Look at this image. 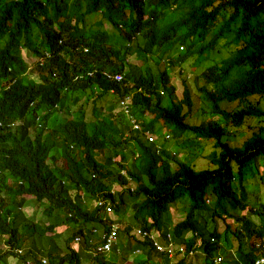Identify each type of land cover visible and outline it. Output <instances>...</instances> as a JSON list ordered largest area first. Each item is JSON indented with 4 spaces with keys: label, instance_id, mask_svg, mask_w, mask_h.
I'll return each mask as SVG.
<instances>
[{
    "label": "trees",
    "instance_id": "16d2710c",
    "mask_svg": "<svg viewBox=\"0 0 264 264\" xmlns=\"http://www.w3.org/2000/svg\"><path fill=\"white\" fill-rule=\"evenodd\" d=\"M49 2L53 3L52 14L44 17L45 6L39 0H0V85L7 82L8 66L15 73L22 68L18 50L22 38L30 47L32 40H36L55 48L51 58L38 68L40 72L45 70L40 75V83L17 80L3 90L0 119L18 121L17 116L26 111L31 99L54 102L60 99L63 88L73 92L79 87L91 86L97 77L86 79L88 76L84 75L78 81L72 80L81 72L77 70L80 63L87 69L103 70L110 66L122 70L124 62L139 59L141 62L134 63L125 75L132 84L127 80L122 83L99 80V83L104 88L114 87L119 97L127 89L133 92L137 111L147 110L151 114L143 123L144 129L155 132L161 121L177 139L185 131H192L196 138L213 139L216 151L209 155L213 167L194 169L164 148L160 149L161 155H156L154 144L147 143L140 133H131L127 138L122 133L127 127L120 133L112 124H93L84 119L54 127L51 135L63 137L64 158L60 163L49 165L45 161L46 146L39 139L34 143L29 136V124H19L14 129L0 127V168L4 170L0 176V236L6 235L10 246L24 245L36 255L46 253L49 264H111L104 262L102 254L92 256L87 245L74 251L69 249V243L77 234L85 237L80 224L87 229L101 224L95 211L84 205L81 192L90 201L106 187L109 176L116 170L110 158L120 155L126 160L128 156L120 149L125 145L140 152L141 168L139 177L133 175L137 177L133 180L134 189H124L115 206L119 222L129 212L137 226L148 230H164L171 224L178 243L185 244L186 250L195 246L212 258L209 264H215L213 259L221 248L219 243H227L226 247L232 248V239H238L234 255L224 247L225 258L220 264H252L259 252L254 239L264 238V226L258 227L249 216L264 217V202L246 209L250 202L246 180L251 181L253 177L243 178L247 168L264 162V125L247 126L250 135L241 144L234 145L223 140L226 132L217 121L201 125L188 123L186 113L194 110V95L186 85L178 97L168 67H161L157 60L165 58L173 45L184 43L186 50L178 60L194 58L205 66L200 73L204 84L199 90L211 114H220L225 124L234 128L241 127L250 117L264 121L260 100L264 101V0ZM37 6L43 11L38 13ZM97 13L101 17L92 21L98 24L93 29L87 21ZM104 22L117 34L108 33ZM139 37L142 45L138 43ZM83 47L88 49L85 55L75 52ZM107 90L103 89L99 96L103 97ZM161 90L166 97L159 94ZM255 98L259 99L254 101ZM220 102L236 105L230 109L221 107ZM68 143L76 145L74 155L68 150ZM99 153L105 157V164L97 160ZM4 175H10V184ZM235 176L239 183H230ZM233 187H238V194ZM70 189H76L74 198ZM32 195L42 211L35 220L18 221L26 197ZM177 204L182 214L178 215L182 217L174 221L176 212L170 209ZM232 206L250 212L248 215L239 212L234 225L240 232L226 222V217L236 216L230 215ZM14 208L19 212L10 213ZM46 219H53V223L45 224ZM57 227H61L60 231ZM123 230L129 232L130 225H124ZM189 232L195 233V238L186 237ZM203 261V255L198 252L180 258L176 264H204Z\"/></svg>",
    "mask_w": 264,
    "mask_h": 264
},
{
    "label": "clouds",
    "instance_id": "9594fccd",
    "mask_svg": "<svg viewBox=\"0 0 264 264\" xmlns=\"http://www.w3.org/2000/svg\"><path fill=\"white\" fill-rule=\"evenodd\" d=\"M39 1L43 6H45L46 14L42 16L49 17L52 14L53 3L49 2V0H39ZM36 10L38 13L43 11L40 8V6H37ZM100 17H101L100 13L89 16L87 24L92 26L93 29L97 28L98 24H93L92 21L98 20L100 19ZM103 26L105 29H107L108 33L117 34V31L112 26H110L108 22H104ZM109 30H111V32H109ZM35 42L37 43V47L34 45ZM138 43L139 45H142V39L140 37L138 38ZM22 48L26 49L28 54H33V58L35 59V62L33 64L31 65L27 63L25 64L24 59L21 55ZM184 49L186 50V45L184 43L175 44L173 45V47L170 48L165 58L157 60L160 63L161 67H164V65L168 67V75L170 79H171V75L169 71L170 67L172 65L173 66L180 65V63L184 62L178 60V57L183 53ZM18 50L22 62V68L17 73H15L12 67L10 66L6 68L7 82H5L3 85H0V95L4 93L3 90L9 89V87L12 84H14L17 80H25V81L40 83L42 81L40 75L42 74L44 75L45 70L40 72L38 68L44 66L46 61L51 58L55 48L51 45H47L46 43L44 44H42V42L39 43L36 40H32L30 47L28 41L22 38L18 46ZM87 50L88 49L86 47H83L81 48V51H75V52H79V54L85 55ZM152 56L155 59L157 58L153 54ZM131 62L130 61L124 62V66L122 70H118L110 66H106V68L103 70H100L99 68L96 67L87 69L84 64L80 63L77 65V70H80L81 72L75 75L72 80L78 81L84 75L88 76L86 79L97 77L91 82V86L86 85L84 87H79L77 88L76 91L73 92L67 91L66 88H63L61 91L60 99L54 102H49V101L44 102L40 98L31 99L27 103L26 111L22 115L17 116L19 117L18 121L5 122L2 119H0V127H9L11 129H14L19 124L20 126L21 124H25V123L29 124L28 126L29 136L32 139H34V143L36 142L37 139H39L40 142H42L46 146L45 161L49 165H52L55 162L60 163L61 158H64L61 153L63 137L61 135H54V136L51 135L55 126H52L48 122V119L51 118L54 123H57L58 117L63 114L68 116V114L74 111H79V112L86 111L88 107L90 110L93 107H96L98 103H103L102 105L105 106L108 105V106H106V108H99L95 110L94 112L96 116L95 123L104 122V125L106 126H110L112 124L115 126L116 131L119 130L120 133L124 127H127L129 129L122 131L124 137L128 138L129 134L138 132L140 133V135L144 137L147 143L149 144L153 143L154 146L158 147L159 149L164 148L163 144L165 142L173 139L174 144L177 147H175L172 150L171 149L169 150L172 152V155H176L177 158L180 159L177 154L182 152V150H185V148H183V146L185 145L184 142H180V139L175 138L174 135L169 133L168 131H164L162 133L161 127H159L160 132H158L157 134H155L153 131L144 129L143 123L148 121V119L151 117L150 112L147 110L143 112L140 111L133 112V111H127L121 109L118 106V103L119 104L123 103L124 99L115 94L113 89L114 87L109 86L107 88H104L99 83V80H103V81L108 80L114 83H120V82L122 83L123 81H126L127 79H125V75L128 73L130 67L133 66L134 63L141 61L139 59H134ZM30 73H34V75L31 77ZM127 81L129 84H132L131 82H129V80ZM103 89H108L107 93L103 97H100L99 95ZM80 91L85 92L87 94L84 95L83 97H77L76 93ZM159 94L163 96L164 92L161 90L159 91ZM113 96H116V98H113ZM131 96H133L132 91H131ZM192 99L193 101H195V95L192 97ZM81 100H84V102H81ZM112 100H113V104H111ZM204 102L208 107L207 101L205 99ZM208 108L210 109V107ZM191 113H186V117ZM0 117L2 118L1 115ZM125 120L127 121L128 124L125 122ZM158 124L164 126L166 123H162L160 121ZM201 124H206V123L201 122L200 125ZM121 138L124 139L123 136H121ZM152 138L154 140H151ZM206 140H212L214 144L213 139H206ZM120 149L122 153L123 154L126 153L128 157L126 158V160H123V158H121L120 155H112L110 161L115 164L116 170L115 173L109 176L108 182L113 178H116L118 175L119 176L121 175L122 170L125 169V167H121V165L134 167L136 166V164H134L135 161L136 162L140 161L141 158L140 152L138 150L134 152L132 146L121 145ZM68 150L71 152V155H74L76 152V145H74L73 143H68ZM211 153L212 152L210 151L207 156L209 157ZM198 156L199 155H197V157ZM97 160L105 164V157L100 153L97 155ZM0 162H2L1 157H0ZM3 172H4L3 168H0V176L1 174H3ZM83 175L85 177L88 176L85 175V173H83ZM4 176L7 182L10 184L12 182L10 175H4ZM91 177L94 178L95 174L92 173ZM124 189L133 190L134 183L127 181L116 192L114 199H112V197L101 198L99 193H97L94 198L88 201V199L85 196V193L81 192L80 198L83 200L84 205H87L88 210L93 212L95 211L96 216L99 218L101 224L94 227L90 226L88 229L86 228L85 225L80 224L79 227L83 228L86 239L84 236L80 234L75 235L69 243V249L77 251L80 247L87 245L89 247V252L92 256L102 254L105 256L104 262H108L111 264L113 263L125 264L126 262H128V259H131L128 264H134L132 262L140 263V261L142 260L151 261L152 264H163L160 258H163L164 264H168L170 260H176L177 263V261L180 258L183 259L192 256L194 254H197L199 252V254L203 255V259L205 260L203 261V263L209 264L210 259L212 258L196 250L197 248L195 249V246L191 247L189 250H186L185 244L178 243L179 241H177L173 235L171 224L167 227V229L164 230H157V229L148 230L146 228L137 226L134 223V221H132V223L129 224L130 225L129 232L124 231L123 230L124 227L122 228V224L123 226L125 225L124 222L122 221L119 222L118 218L117 220L115 218L111 219V215L115 214V206L118 203L120 194ZM75 190L76 189H70L71 196L73 198L75 196L74 194ZM2 197H4V194H2ZM29 198L30 200H32V202L36 207V209L33 211L35 217L34 219H31V220H35V218L38 217V215L42 211V206L39 205L38 203L39 201L33 195L27 196L26 201ZM90 203H91V208L89 209L88 206ZM22 208L20 209L21 213L23 211ZM107 216H109V218ZM8 218L11 219L10 217ZM46 220H43L45 224H46L45 222ZM105 227H107V230H105ZM111 230H114V238L108 241V235L111 232ZM138 230L144 231L145 234L139 232ZM98 231H100L99 235H95V233ZM125 233H128L132 237L126 239ZM119 234L124 236L125 240L120 239ZM195 235H196L195 233L189 232L187 233L186 237L195 238ZM1 236H4V240L0 242L1 245L0 249L2 250L0 256L6 255V253H12L13 255H7V256H14L18 260H21L22 264H37V263L49 264L47 259L48 256L46 253L43 252L36 255L35 252L33 251H27L26 250L27 247H25L24 245L10 246V244L6 242L7 236L6 235H1ZM154 241H156L162 247H167L169 244L173 249V254L169 256L168 252L165 249L158 250L153 245ZM254 242L259 252L258 255L254 258L252 264H264V262L259 261V259L264 258V238L254 239ZM219 244L221 248L219 249L217 255L214 256L213 259L215 264L217 263L220 264L221 261L224 260L225 258L224 247H222L221 243ZM225 249L226 252L229 251L232 255H234V251L236 250L227 247H225ZM153 257H156V261H154ZM95 263L98 264L97 262Z\"/></svg>",
    "mask_w": 264,
    "mask_h": 264
},
{
    "label": "rangeland",
    "instance_id": "374dc122",
    "mask_svg": "<svg viewBox=\"0 0 264 264\" xmlns=\"http://www.w3.org/2000/svg\"><path fill=\"white\" fill-rule=\"evenodd\" d=\"M109 32H111V30H109ZM34 45L37 47V43L35 42ZM21 55L24 59L25 64H33L35 62V59L33 58V54H28L27 50L22 48L21 49ZM205 66L203 64H198L197 60L194 58H189L187 60H185L183 63H180V65H172L169 69L170 71V75H171V83L175 86L176 89V95L178 97H180L181 95V91L183 89L184 86H188L191 94L195 95V105H194V111L189 114L186 117L187 122H189L192 125H200V123H208V122H212V121H217L219 123V125L225 130L226 135L223 136V140H226L228 142H230L231 144L237 145V144H241L249 135V131L246 130L247 126L251 125L254 126L255 128L258 125H264V121H260L256 118H246L244 121V124L239 127V128H233L231 125H226L225 122L222 120V117L220 114H211L210 113V109L206 106L204 99L202 98H198L200 97V90L199 88L204 84V79L202 77H200V73L202 71H204ZM34 75V73H30V76L32 77ZM36 78V77H35ZM125 86L127 88H129L128 85L125 84ZM87 93L85 92H77L76 95L77 97H83L84 95H86ZM126 95V97H125ZM166 97V94H163V97ZM124 99L123 103H118V106L123 109V110H127V111H133V112H137L136 107L134 106L133 103V97L131 96V92L130 90H126L123 96H120ZM113 98H116V96H113ZM119 98V97H118ZM259 98H255L254 101L258 100ZM261 100V106L264 107V101L262 99ZM81 102H84V100H81ZM89 103V102H88ZM103 103H98L96 107H93L92 109L89 110V107L87 108L86 111H74L71 112L70 114H68V116L66 115H61L58 117V121L57 123H54L53 120L51 118L48 119V122L52 125V126H64L65 124H67L68 122H72L73 120H81L84 119L90 123L95 124V110L99 109V108H106V106L108 105H102ZM113 104V100L112 103ZM236 103H225V102H220V106L221 107H225V108H230L235 106ZM231 109V108H230ZM184 110H186V107H184ZM162 128V133L164 131H168L169 133L173 134L172 131L168 128V126L165 124L164 126H161ZM156 131L154 132L155 134H157L159 131L158 126L156 125ZM151 140H154L153 138ZM180 142H184L186 145L185 150H182V152L178 153V157L184 161L185 163L192 165V167L194 169H202V168H208V167H213V165L209 162V157L207 156L209 154V152L211 151H216V149L213 147V141L212 140H206L204 138H196V136L193 135V132L191 131H187L184 132L183 135L180 137ZM164 149L169 150V149H174L175 147H177L174 144V140L171 139L170 141H167L163 144ZM154 151L156 153V155H161V151L158 147L154 148ZM183 153V155H182ZM197 155H199L197 157ZM136 166L130 168L129 170L127 169H123L120 175V178H113L112 180H110L108 182V184L106 185V187L101 190L99 192V195L101 198H109L111 197L110 195H112L113 197L116 195V192L127 182H133V180L137 177H139V168H141L140 165V161H135ZM257 167H255L254 165L252 167H249L245 170V176H244V180L250 175L253 178L251 179V181L253 180L254 182H251L249 180L247 181V186H246V194H248L249 196H247V200H249V204L246 207V209H249L252 207H258L259 203H263L264 202V162L263 161H259L257 162ZM234 175L237 174V170L234 169L233 172ZM137 177H135V176ZM247 178V179H248ZM250 179V178H249ZM243 180V181H244ZM230 183L232 184H237L239 183L237 180V177L235 176ZM238 186V185H237ZM239 187V186H238ZM238 187H233V190L238 194L239 193V189ZM236 194V195H237ZM88 208H91V203L89 204ZM23 211L22 213L19 215V217L17 218V220H22L23 218H27V219H34L35 215L33 214V211L36 209L34 203L32 202V200H30V198L25 202L24 206H23ZM174 212H176V214L174 215V221H176L178 218L180 219L181 217H179V215H182L180 213L178 204L177 206H173L170 210H172ZM231 210L233 211V213H231L230 215H235L236 216H231V217H226V222L234 225L237 224L236 222V218L239 217V212H241V209H237L236 207L232 206ZM19 209L18 208H14L13 210H11L10 213H16L18 212ZM130 211L129 207L127 208V212ZM242 214H246L248 215L250 212H248L247 210H243L241 212ZM179 214V215H178ZM109 218V216H107ZM250 219L255 222V224L258 227L264 226V217L263 216H249ZM116 219L117 220V216L115 214L111 215V219ZM120 221L124 222L125 226L129 225L130 223H132V218L129 214V212L127 213V215L125 214L123 216L122 219H120ZM22 222V221H21ZM46 223H53V219L51 220H46ZM120 225V223H119ZM235 226V225H234ZM123 224H122V228H123ZM220 228L222 230L223 225H220ZM61 227H57V230L60 231ZM235 231H238V227L235 226ZM22 232H27L29 234V230L27 229H21ZM100 231L96 232L95 235H99ZM239 236L242 238L243 235L239 234ZM130 237H132L131 235H129L128 233H125V238L129 239ZM119 238L122 240L124 239V236H122L121 234H119ZM4 240V236H0V242H2ZM233 242V247L232 249L235 250V246L236 244H238L239 240H235L232 239ZM227 243H223L222 242V247H226ZM0 251L2 252V250L0 249ZM164 264L163 258H160ZM165 260V259H164ZM134 264H152L151 261H146V260H142L140 261V263L138 262H132ZM176 260H170V262L168 264H175Z\"/></svg>",
    "mask_w": 264,
    "mask_h": 264
},
{
    "label": "built area",
    "instance_id": "2783aa9c",
    "mask_svg": "<svg viewBox=\"0 0 264 264\" xmlns=\"http://www.w3.org/2000/svg\"><path fill=\"white\" fill-rule=\"evenodd\" d=\"M107 209H109V208H107ZM138 231L141 232V233H143V234H145L144 231H141V230H138ZM113 238H114V230H111V232H110L109 235H108V241L112 240ZM151 238H152V236H151ZM153 245H154L158 250H163V249H165V250L168 252L169 256H171V255L173 254V249H172V247H171L169 244H168L167 247H162V246L159 245L156 241H154V242H153ZM259 261H260V262H264V258L259 259Z\"/></svg>",
    "mask_w": 264,
    "mask_h": 264
},
{
    "label": "crops",
    "instance_id": "0c3cea01",
    "mask_svg": "<svg viewBox=\"0 0 264 264\" xmlns=\"http://www.w3.org/2000/svg\"><path fill=\"white\" fill-rule=\"evenodd\" d=\"M2 252L0 251V254ZM2 260H0V264H22L21 260H18L17 258H15L14 256H7V255H3ZM154 261H156V257H153ZM131 259H128V262H126L125 264H128L130 262Z\"/></svg>",
    "mask_w": 264,
    "mask_h": 264
}]
</instances>
